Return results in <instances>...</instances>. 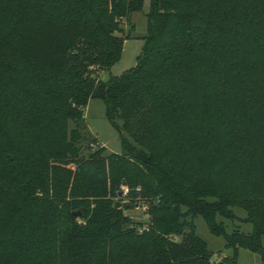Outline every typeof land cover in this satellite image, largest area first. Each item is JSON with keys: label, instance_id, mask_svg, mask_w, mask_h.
<instances>
[{"label": "trees", "instance_id": "16d2710c", "mask_svg": "<svg viewBox=\"0 0 264 264\" xmlns=\"http://www.w3.org/2000/svg\"><path fill=\"white\" fill-rule=\"evenodd\" d=\"M145 1L134 65L101 80ZM90 98L119 153L88 147ZM233 207L250 232H227ZM262 236L264 0H0V264H238Z\"/></svg>", "mask_w": 264, "mask_h": 264}, {"label": "rangeland", "instance_id": "374dc122", "mask_svg": "<svg viewBox=\"0 0 264 264\" xmlns=\"http://www.w3.org/2000/svg\"><path fill=\"white\" fill-rule=\"evenodd\" d=\"M148 10V1H145L144 7L141 11L130 13L129 21L132 25L128 29L126 24L121 23L122 34L128 33L130 36L124 39L121 46V52L118 60L112 64L108 71H98L96 76L101 80H105L109 75H117L123 70L131 67L135 63V56L140 52L143 44L142 37L146 32V17L145 13ZM87 130L92 134L96 141H93L89 148H96L103 146L105 152L119 153L120 143L116 130L111 126L108 120L104 117L103 104L101 100L96 98L88 99L82 111ZM116 204V206H115ZM113 206L120 210L122 214L127 216L132 222H140L142 226H146L148 222V215L145 213L144 204L136 201H129L125 196L120 195L113 199ZM237 219L230 221L222 218L227 232L232 229H239L241 232H250L251 224L249 222L241 221L246 212L240 207H233ZM80 221V220H79ZM194 225L196 234L206 242L208 250L211 252L212 260H219L223 256H231L233 250L225 246V239L223 236H216L212 234L204 219L201 216L194 218ZM173 238L179 239L174 236ZM262 245L264 248V236H262ZM238 264H264V256L259 253L249 251L247 249H240L238 253Z\"/></svg>", "mask_w": 264, "mask_h": 264}, {"label": "water", "instance_id": "95a60500", "mask_svg": "<svg viewBox=\"0 0 264 264\" xmlns=\"http://www.w3.org/2000/svg\"><path fill=\"white\" fill-rule=\"evenodd\" d=\"M117 195H120V192H117ZM115 206H116V204H115ZM79 213L80 212L77 210V211L73 212V215L77 217V216H79Z\"/></svg>", "mask_w": 264, "mask_h": 264}, {"label": "built area", "instance_id": "2783aa9c", "mask_svg": "<svg viewBox=\"0 0 264 264\" xmlns=\"http://www.w3.org/2000/svg\"><path fill=\"white\" fill-rule=\"evenodd\" d=\"M121 188H122V194H124L126 192L127 188L125 186H122ZM144 208H146V207L144 206Z\"/></svg>", "mask_w": 264, "mask_h": 264}]
</instances>
